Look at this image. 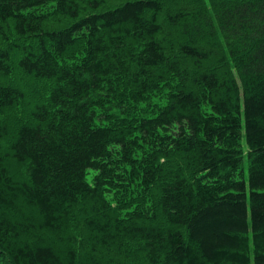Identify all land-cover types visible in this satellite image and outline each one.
I'll return each mask as SVG.
<instances>
[{"label": "trees", "instance_id": "1", "mask_svg": "<svg viewBox=\"0 0 264 264\" xmlns=\"http://www.w3.org/2000/svg\"><path fill=\"white\" fill-rule=\"evenodd\" d=\"M0 76V264H264V0H0Z\"/></svg>", "mask_w": 264, "mask_h": 264}, {"label": "rangeland", "instance_id": "2", "mask_svg": "<svg viewBox=\"0 0 264 264\" xmlns=\"http://www.w3.org/2000/svg\"><path fill=\"white\" fill-rule=\"evenodd\" d=\"M0 78H1V76H0ZM241 140L243 142L244 141V138L242 137ZM243 146L246 147L245 144H244V142H243ZM245 151H246V148H245ZM243 169H244V172H245V176H247V171H248V159H247V156L244 157ZM94 172L95 171L93 169H90L88 176L91 177L94 174Z\"/></svg>", "mask_w": 264, "mask_h": 264}]
</instances>
